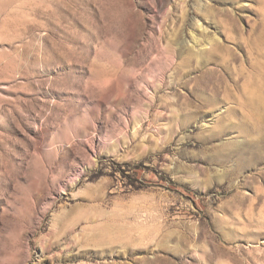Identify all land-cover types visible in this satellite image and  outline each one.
<instances>
[{
  "label": "rangeland",
  "instance_id": "rangeland-1",
  "mask_svg": "<svg viewBox=\"0 0 264 264\" xmlns=\"http://www.w3.org/2000/svg\"><path fill=\"white\" fill-rule=\"evenodd\" d=\"M0 264H264V0H0Z\"/></svg>",
  "mask_w": 264,
  "mask_h": 264
}]
</instances>
